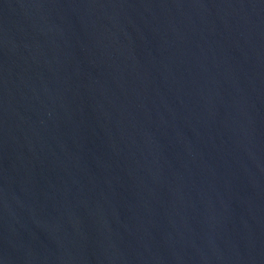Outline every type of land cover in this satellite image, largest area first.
Here are the masks:
<instances>
[{"label": "water", "instance_id": "95a60500", "mask_svg": "<svg viewBox=\"0 0 264 264\" xmlns=\"http://www.w3.org/2000/svg\"><path fill=\"white\" fill-rule=\"evenodd\" d=\"M0 264H264V0H0Z\"/></svg>", "mask_w": 264, "mask_h": 264}]
</instances>
